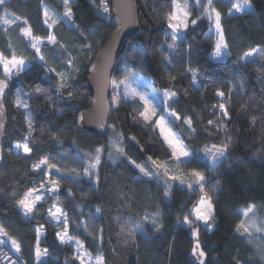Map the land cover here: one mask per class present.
<instances>
[{
	"label": "trees",
	"instance_id": "trees-1",
	"mask_svg": "<svg viewBox=\"0 0 264 264\" xmlns=\"http://www.w3.org/2000/svg\"><path fill=\"white\" fill-rule=\"evenodd\" d=\"M105 1L110 6L109 1ZM44 2L58 12L63 10L58 0H8L9 13L20 21L10 33L14 34L15 45L23 50L25 45L19 37L23 27L31 26L34 36L47 40L50 31L43 23ZM136 3L140 31L121 51L113 81L118 83L125 76L141 75L153 79L156 89L176 93L168 104V111H176L181 120H173L171 127L193 153L191 162L181 165L180 170L187 174L196 169L205 175V191L215 209L214 220L210 222L212 231L208 232L206 227L200 230L208 264H264L258 251L260 247L235 232L242 218L240 211L249 205L255 204L264 214V58L258 51L255 60H240L244 52L264 49V0H250L251 10L239 15H229L233 0H213L211 7L222 14L221 25L228 44L227 58L222 62L213 59L215 39L209 31L211 25L204 15L201 0L199 5L196 0H181L192 13L189 21L197 19V24L189 23L176 41L173 54L166 44V41L171 43V29L166 22L172 10L170 0H136ZM69 7L77 36L83 38V42L89 40L94 48V61L97 52L117 30L118 22L110 9L109 20L101 15V0H75ZM10 40L0 23V52L3 54ZM29 63L23 73L9 82L10 92L5 100L8 131L0 170V225L7 236L0 238L9 246L8 237L16 239L21 252L15 254L25 264H35L37 234L34 229L42 228L39 248L42 252L47 249V254L41 256V264H80L74 259L75 249L60 244L57 239L56 233H62L64 228L55 226L48 214V208L56 205L68 216V234L79 240L93 259L103 255L104 264H192L189 258L192 243L182 220L198 201L200 192L198 188L187 190L174 185L165 195L166 177L145 176L136 166L149 168L152 162L148 157L151 156L153 160L168 161L172 169L177 170L158 128L154 123L146 124L137 115L142 103L122 101L119 108L111 106L109 127L100 137L79 134L77 118L92 106L88 91L90 67L72 73L69 87L58 92L57 77L49 74L35 56ZM188 68L198 70L195 84ZM2 75L0 67V78ZM37 87L43 91L37 93ZM18 91L22 99L29 100L27 110L14 105ZM217 91H223L225 96L217 97ZM220 102L226 104L231 117L230 120L221 117L226 130L207 123L209 119H217L218 112H214L212 106ZM25 111L31 113L33 122V135L28 138L33 151L31 156H18L15 144L23 143L27 136ZM163 115L162 109L153 122ZM253 116L256 117L254 123ZM185 117L193 121L191 130L184 123ZM229 136L231 143L221 164L211 167L198 157L206 145H220ZM113 139H118L123 147L120 156L115 157V151L110 148ZM98 147L104 151L98 170L100 179L96 183L84 177L83 162L87 159L84 153L95 154ZM43 157L77 180L60 177L56 194L59 199L46 194L45 202L37 205L40 210L31 213L30 217L34 218L30 219L23 215L16 201L38 179H46L39 172L31 171L32 164ZM145 216L148 220H144ZM153 218L155 225L151 223ZM135 221L144 224V228L128 237L125 243L126 233L121 232V228L126 222L134 226ZM100 229L103 230L102 242L98 239ZM89 232L92 235H88Z\"/></svg>",
	"mask_w": 264,
	"mask_h": 264
},
{
	"label": "snow or ice",
	"instance_id": "snow-or-ice-1",
	"mask_svg": "<svg viewBox=\"0 0 264 264\" xmlns=\"http://www.w3.org/2000/svg\"><path fill=\"white\" fill-rule=\"evenodd\" d=\"M64 4V16L68 18V20L72 19V11L69 7L72 0H62ZM172 5V10L166 16L167 27L172 31L169 33L171 43H167V47L169 49L174 48L176 45V41L178 39V34L182 30H186L189 27V23L192 26L197 24V19H192L189 21V17H191L192 13L188 9L187 5L181 3V0H170ZM196 3L199 4L200 0H196ZM208 8L205 10L204 15L209 21L211 27L209 31H212V27L215 29L216 40L214 44V58L220 59L224 55H226V50L228 48V44L224 38L223 28L221 25V12L212 8L213 0H206ZM250 4V0H235L232 7L235 12L245 11V6ZM101 5L103 6V11L108 12L107 4L105 0H101ZM9 3L8 0H0V11H2L3 15H0V23L3 25H11L15 23L19 18L14 17L8 11ZM229 15H232V12H229ZM61 19L56 17L54 13H51L49 9L45 6L43 9V23L47 26L48 29H52L56 24L60 23ZM27 20H24V24L27 25ZM21 34L23 37L28 40V47L34 50L33 55L38 59L39 62H42L43 65H47V61L45 60L44 55L41 53V47L44 44L43 39L40 37L34 36L31 26L21 28ZM48 44H56L57 40L55 35L49 33L47 36ZM61 47H64L61 45ZM85 47H91L90 45H85ZM163 48V46H162ZM260 52L261 57L264 58V49H251L247 52H244L240 57V60L247 61L250 58H254L257 55V52ZM164 59L171 63V60L168 57H164ZM68 71L59 72L55 68L47 69L49 72L55 73V76L58 78L57 80V91L60 92L66 87H69V79L73 73V71H78V69L73 68V61L71 59L66 61ZM28 65V61L24 56H17L14 51L11 52L10 58L4 56L2 52H0V66L3 69L2 78H0V117L4 114V103L3 98L5 96L6 89L9 87V81L14 76H19L26 70ZM187 71L191 73V80L195 84L197 81L198 70L193 68H188ZM175 79V77H172ZM132 78L129 76H125L119 83L109 82L111 87L113 88V96L112 101L113 105L116 108H119L121 99L125 103L131 100H138L142 103V110L137 114L146 124L154 123V126L159 128L160 136L163 139V142L166 144L167 148L170 150L169 158L172 162H174V167L177 170H180L181 165H187L191 162V158L193 157V153L190 152L187 147L184 145L183 141H181L172 130L166 126L164 117L161 116L155 122H153V117L156 116L157 112V103L154 102L153 99H150L148 95L138 92L135 88L131 87ZM43 91L39 87H37L36 92L40 93ZM68 95L71 96L72 92L69 91ZM159 98L162 100L164 105L168 104V101L172 100L176 93L172 91L165 90L162 93L158 94ZM216 96L223 98L225 93L223 91H217ZM50 99V97H48ZM14 105L18 109L27 110L29 108V100L22 99L19 91L16 94V98L14 100ZM214 112H218L217 119L214 121L213 119H209L207 121L208 125L213 126L217 129L224 128L226 130L227 125L224 124L221 120V117L230 120L228 109L224 102H220L216 105L212 106ZM170 115L175 120H181V116L176 112L172 111ZM256 117H252L253 123L255 122ZM25 123L27 125V136L24 139L23 143H16L15 150L17 155L21 153V151L26 156H31L33 149L29 146V139L33 135V122L31 119V113L25 111ZM184 123L191 130L192 127V119L191 117H185ZM114 127V126H113ZM4 125L0 123V135L3 134ZM134 139V138H133ZM231 143V137L229 136L226 141L220 145L215 143L210 146L206 145L203 149L205 155L211 160L213 165H216L218 161L224 157L225 153L228 150V146ZM111 148H113L118 153H123V147L118 142V139H113L111 141ZM104 149L102 147H98L95 149V154L84 153V156L87 158L84 163L83 174L86 177L94 178L96 183H99V174L98 168L101 163V154ZM109 158H112V153H109ZM2 159V156H0ZM148 160L152 162V166L155 169H158V172H150L142 165H136L145 176L151 175H160L162 178L166 177L165 180V195H168V190L171 188V185L168 184V181H179L181 185L185 184L184 174L181 171L180 174H172L173 165L168 161H160L153 160L151 156L148 157ZM133 163H135L133 161ZM53 169H55V174L53 173ZM31 171L39 172L41 177H46V179H38L34 185L26 191L20 199L16 201L20 211L26 218H34L30 217V214L34 211H39L40 209L37 205H42L45 202L46 194L51 193L52 199H59V196L56 195L59 191L60 185V177L67 176V173L62 172L60 167H57L56 164L50 163L47 157L40 158L31 166ZM72 171H75L74 169ZM187 175L191 178V182L187 183V188H192L193 183L198 186V190L201 193L198 201L193 205L190 213L183 217L182 222L187 225L192 230V235L196 237V241L194 247L192 249V256L196 258L198 264H205V260L207 259V254L201 247L199 242V224L202 222L204 226H207L208 231H211L210 222L214 220V205L212 203L211 197L208 195V192L205 191L206 178L205 175L196 169L190 170ZM68 180H75L76 177L67 176ZM219 186L218 182L215 185ZM213 191L215 188L212 189ZM256 205L251 204L246 209L240 211V215L242 218L235 226V232L244 237L248 243H253V236L255 233H264V224L258 225L257 219L255 215H251L250 213H255ZM97 212L100 211L99 208L96 209ZM48 214L55 222V226H62L64 231L56 233L57 239L62 245H70L75 249L76 255L74 259L78 260L80 264H104L103 255H98L94 259L86 252L83 244L79 240H74L72 236L68 234V216L64 213L61 207L53 205L48 208ZM189 216L194 217V219H190ZM144 220H148V217L145 216ZM129 223L126 222L125 226L121 228V232L126 233L124 236V242H127L128 237L133 236L137 231H141L144 228V224L139 221L134 222V226H129ZM152 224H156V219L153 218L151 221ZM81 227L87 228L86 225L81 224ZM37 234V239L35 242V264H41V256L47 254V249H44L43 252L39 248V236L43 232L42 228L34 229ZM100 234L98 239L103 241V230H99ZM88 235H92L91 232ZM0 236H7V232L4 227L0 225ZM11 247L15 250L16 253L21 252L20 243L12 238L8 237ZM5 241L0 239V245H3ZM258 251L261 253V259L264 260V248H258ZM87 257V259H86ZM10 259V258H9ZM0 264H4L2 258H0ZM10 264H16L15 260H10ZM46 264V262H44Z\"/></svg>",
	"mask_w": 264,
	"mask_h": 264
},
{
	"label": "rangeland",
	"instance_id": "rangeland-1",
	"mask_svg": "<svg viewBox=\"0 0 264 264\" xmlns=\"http://www.w3.org/2000/svg\"><path fill=\"white\" fill-rule=\"evenodd\" d=\"M58 1L61 2L63 5V10L60 12H58L55 8L51 7L49 4H47L45 2L42 4V12H43L44 7L46 6L51 13H54L56 17L61 19L60 23L56 24L52 29H49L50 33L55 35L57 43L56 44H48L47 40H43L44 44L41 47V53L44 55L45 60L47 61V65H45V67L47 69L55 68L59 72H65V71H68L66 61L71 59L73 61V68L74 69H78V71H79L81 68H84V67L89 68V67H91V65L93 63L92 55L94 54V51H93L94 48L91 46V42H89V40L86 39L83 42V38H80L79 35L77 36V29H76V26L71 22L72 19L68 20V18L64 16V10L65 9H64V4H63L62 0H58ZM74 1L75 0H72L71 3H73ZM234 2H235V0H233V3ZM241 2H242V0H241ZM105 3H106V1H105ZM201 3L204 6V9L206 10L207 9L206 0H201ZM107 7H108V12H104L103 6L101 5L100 13L106 20H109L110 15H111L109 12L110 6H108V4H107ZM250 10H251L250 5H247V6H245V11L235 12V10L233 9L232 14L233 15H236V14L239 15V14L249 12ZM1 15H3L2 11H1ZM17 23H20V21L17 20L15 23H13L11 25H3L2 24L3 29L7 33V36L11 37V40L7 44V51H6V54H4V56L10 58L11 52L14 51L17 56H24L26 58V60L28 61V65L26 68H28L30 65L29 61L32 59V56H34L33 55L34 50L27 46L28 40H27V38L22 36L21 31H20L19 37L22 39V41H23L22 43L25 45L26 51L23 50V48L21 46L19 47V46L15 45L16 40L14 39V34L10 33V31H12L14 29V27ZM184 31L185 30H182L178 34V39H180L181 36H183ZM212 35H213L214 39L216 40L214 27L212 28ZM15 38L17 39L16 36H15ZM18 42H21V41H18ZM61 45H63L64 47H61ZM85 45H90L91 47H85ZM25 52L27 54H25ZM174 52H175V47L172 48V54ZM226 53H227V51H226ZM258 56H259V53L257 52V55L254 58H250L247 61H253L256 58H258ZM226 58H227V54L224 55L220 59H215L214 55H213V59L217 62H220V61L222 62V61L226 60ZM0 67L2 68V66H0ZM78 71H73V73H77ZM49 74L55 75V73H52V72H49ZM129 77L132 78V80H131V87L132 88H135L138 92H141L143 94L148 95L150 99H153L154 102L157 103L156 116L163 109V112H164L163 117H164L166 126L169 127L172 130V132L177 136V134L173 131V129L171 127L172 121L175 119L170 115L171 112L168 111V104L171 100L168 101L167 105H164L162 103V100L159 98L158 94L162 93L163 91L158 90L154 87V85H153L154 80L153 79H151L149 77L141 76V75H131ZM112 82L117 83L116 81H112ZM112 96H113V88H111V100H110V102H111V106L116 108L113 105ZM122 101H123V99H121V102ZM131 101H134V100L130 99L128 102H131ZM155 117H153V118H155ZM158 130H159V128H158ZM110 145H111V143H110ZM110 148H111V146H110ZM111 149H112V151H115L113 148H111ZM20 154L26 156L22 151ZM114 156L116 157V156H120V155L118 152L115 151ZM226 156H227V152L225 153L224 157H222L218 161V163L216 165H213L211 160L205 155L204 151L198 155L199 158L205 160L211 167H216L219 164H221L225 160ZM102 157H103V153L101 154V160H102ZM146 169L150 172H154V168L152 165ZM98 170H99V168H98ZM158 171H159L158 169H155V172H158ZM180 172H181V170L178 172L177 170L172 169V174H180ZM53 173L55 174V169H53ZM98 174H99V171H98ZM61 177H66V176H61ZM84 177H86V176H84ZM86 178L95 181L94 178H89V177H86ZM184 179H185L184 185H181L179 183V181H171V180H170L171 183H169V184H171V188L174 185H177V186L184 188V189H187V190H193V189L198 188V186L195 183H193L192 188H190V189L187 188V183L191 182V178L187 174H184ZM75 180H77V178ZM200 195H201V193H200ZM251 215L256 216L258 225L264 224V214L260 213L257 210V208L255 210V213H250V216ZM190 219H194V217L191 216ZM183 226L185 229L190 230V228L187 225H185L184 223H183ZM199 226L207 228V226H204L202 224V222H200ZM211 231H212V228H211ZM211 231H208V232H211ZM253 242H255L258 245V247L264 248V233H255L253 236ZM10 248L14 251V253H16L15 250L11 246H10Z\"/></svg>",
	"mask_w": 264,
	"mask_h": 264
},
{
	"label": "water",
	"instance_id": "water-1",
	"mask_svg": "<svg viewBox=\"0 0 264 264\" xmlns=\"http://www.w3.org/2000/svg\"><path fill=\"white\" fill-rule=\"evenodd\" d=\"M113 18L118 22L117 30L111 35L106 45L97 52L91 67L88 70V91L92 98V106L88 111L79 114L76 125L79 134H94L102 136L109 127L111 116V84L113 81L116 64L121 51L131 39L137 37L140 31L138 8L136 0H108ZM10 92V86L6 89L3 98L4 114L0 117V123L4 125L3 134L0 135V170L3 165V147L8 131V118L5 100ZM199 226V242L200 240ZM189 238L194 247L196 237L189 230ZM202 247V244H201ZM203 248V247H202ZM192 249L189 258L192 264H198L192 256ZM204 250V249H203ZM208 264V256L205 260Z\"/></svg>",
	"mask_w": 264,
	"mask_h": 264
},
{
	"label": "built area",
	"instance_id": "built-area-1",
	"mask_svg": "<svg viewBox=\"0 0 264 264\" xmlns=\"http://www.w3.org/2000/svg\"><path fill=\"white\" fill-rule=\"evenodd\" d=\"M0 258L3 259L4 264H10V260H15L16 264H25V262L19 259L7 243L0 245Z\"/></svg>",
	"mask_w": 264,
	"mask_h": 264
}]
</instances>
